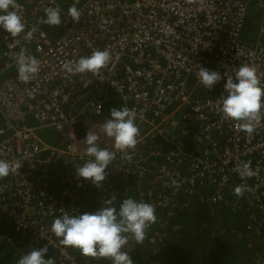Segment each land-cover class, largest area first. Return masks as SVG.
<instances>
[{"label":"built area","instance_id":"2783aa9c","mask_svg":"<svg viewBox=\"0 0 264 264\" xmlns=\"http://www.w3.org/2000/svg\"><path fill=\"white\" fill-rule=\"evenodd\" d=\"M15 3L24 32L12 37L0 28V160L21 167L0 178V264L45 245L60 251V264H94L60 245L50 231L64 212H91L94 194L101 202L115 196L118 203L129 197L150 203L160 227L178 208L201 204L218 214L225 209L227 218L244 222L246 231L234 227V233L262 242L254 264H264V119L252 133L243 131L241 121L217 110L225 79L208 90L197 77L200 66L224 77L248 63L264 86V0ZM71 6L82 13L78 22L67 15ZM50 7L62 11L58 27L42 22ZM253 9L259 21L255 41H249L243 34ZM106 48L111 60L99 75L64 69ZM21 53L39 61L28 83L18 79ZM121 107L135 113L139 128L137 144L127 152L115 150L102 132L110 110ZM89 130L100 137V147L116 152L100 187L76 176ZM50 131L56 143L46 139ZM244 164L252 176L241 177ZM118 178L126 182L123 193ZM132 179L143 186L134 187ZM237 186L244 189L240 196Z\"/></svg>","mask_w":264,"mask_h":264},{"label":"clouds","instance_id":"9594fccd","mask_svg":"<svg viewBox=\"0 0 264 264\" xmlns=\"http://www.w3.org/2000/svg\"><path fill=\"white\" fill-rule=\"evenodd\" d=\"M15 0H0V28L12 37L24 32L22 18L14 10ZM62 11L59 8H47L43 23L49 26H60ZM67 15L74 22H78L81 11L71 6ZM32 32L27 33L31 37ZM111 60L110 50L93 51L90 55L79 58L75 64H65L64 69L70 74L99 75ZM18 79L28 83L39 72V61L35 57H25L21 53L17 60ZM199 82L208 90L225 79L224 94L217 102V110L226 117L241 121L243 131L252 133L254 125L259 124L264 115V86L261 85L257 69L248 63L240 64L234 75L226 71L221 73L200 66L197 73ZM109 117L102 125L103 134L113 140L114 149L127 152L137 144L139 128L136 125L135 113L127 107L113 108ZM98 134L89 130L84 139L85 148L81 153L83 163L76 167L78 179L90 181L95 187H100L107 178V169L113 165L116 152L99 146ZM19 162L0 160V178H5L20 168ZM241 177L253 175L247 164L239 169ZM175 183V181L173 182ZM244 189L237 186L234 193L243 194ZM116 198L103 201L101 206L93 212H80L70 215L64 212L53 220L50 231L58 239L60 245L79 250L85 257L96 258L94 264H105L101 259H110L111 264H134L130 255L123 251L134 240L143 243L147 229L156 222L155 208L152 204L137 201L131 197L124 198L116 205ZM126 246V247H125ZM125 247V248H124ZM48 247L33 248L22 255L17 264H54L51 257H47ZM47 257V258H46ZM101 258V259H100Z\"/></svg>","mask_w":264,"mask_h":264},{"label":"trees","instance_id":"16d2710c","mask_svg":"<svg viewBox=\"0 0 264 264\" xmlns=\"http://www.w3.org/2000/svg\"><path fill=\"white\" fill-rule=\"evenodd\" d=\"M187 142L189 149H192L191 141L188 140ZM131 181L134 182V187H137L139 185L143 186V182H140L138 179H132ZM144 187L146 188V186ZM131 192H132V197L134 196L136 197L135 190H131ZM123 199L124 198H122V200ZM197 201L199 200L197 199ZM93 203H95V206L91 212L99 208L102 202L98 199H94ZM114 203H116V205L118 206V201ZM188 208L189 207L185 208L186 210L184 209L179 210V208L176 209L177 212L184 211L186 214L183 217L182 216L178 217L176 212H173V214L170 217L171 221H169V223L166 226L160 227L158 226L159 224L154 223L151 226V228L148 229L150 232H154L158 228H161L162 230L161 236L163 241L164 239H166V237H171L174 234H176L179 231L178 227L182 229V226H186V231L182 230V238L179 239V242L182 244L181 248L183 247L186 248L188 246V250H186L187 252L186 255L181 253L176 254L175 252L174 253L171 252L170 247L172 244L170 245L166 244V247L163 248L160 242L158 243L153 242V245L162 253L165 252V249H169L168 255L170 257L167 256L163 258L167 263L169 262V264H247L245 263L246 259L243 258V255L246 251L247 246L251 244H248L249 241L243 242L241 237H239L236 233L232 231V229L234 227H237V225L243 228V231H246V229H244L245 225L243 224L244 223L243 220H241L237 216L232 217L233 222L236 225L230 226V230H227L226 236L215 237L219 235L221 231L211 232V230L209 229V225L211 224V222L217 220L219 216H224L225 220L227 221L229 219L227 218V216H230V213H228V211L225 209L220 210L219 214L214 213L212 209L201 204H196L194 206H191L189 209ZM187 221L190 222L186 223ZM150 236L152 237V234ZM155 238L158 239V236ZM147 241H148V236L146 234L143 243L137 244L134 240H129L127 247L123 249V251H126L130 255L134 264H146V263L149 264L150 262H152L146 259L144 257V254L139 249V247L141 246L148 245L146 243ZM175 244L176 242L174 240V246ZM257 244L258 242H256V245ZM47 247H48L47 257L53 258L54 264H60V259H59L60 251L54 246H47ZM237 253H239L241 256L238 255ZM254 253L255 251H253L252 255H254ZM80 257L87 258L82 255ZM90 259L92 261L96 260V258L95 259L90 258ZM243 259L244 262H241ZM101 260L105 261L104 262L105 264H111L110 259H101ZM3 261H4L3 264H15L14 261L17 263V261L14 260L12 257H6L5 260ZM9 261L11 263H9ZM247 261H251V264H254V256L253 258L247 259Z\"/></svg>","mask_w":264,"mask_h":264},{"label":"rangeland","instance_id":"374dc122","mask_svg":"<svg viewBox=\"0 0 264 264\" xmlns=\"http://www.w3.org/2000/svg\"><path fill=\"white\" fill-rule=\"evenodd\" d=\"M255 21H259V11H257L256 9H253L250 11L249 20H248V23H247L246 28L244 30L243 38H245V40L255 41V32H256V28H257V23H255ZM55 138H56L55 133H53L51 131L48 132V137L46 138L48 141H51L52 143H56L57 141L55 140ZM188 222H190V221H187L186 223H188ZM203 222H202V224H203ZM231 225H236L233 222V218L228 219L226 221V220L222 219L221 217H219L217 220L211 222V224L209 225V229L211 230V232L221 231L220 234L215 236V237L226 236V232H227V230H230ZM237 227H239V225H237ZM178 229H179V231L176 234H174L171 237H166V239H164L163 241H162L161 235L158 236V239H155V238H152L151 236H149L150 232L149 233L146 232V234L148 236V241L146 243L148 245L141 246V247H139V249L144 254V257L146 259H148L149 261H152L149 264H169V262L167 263L163 259L164 257H167V256L170 257L168 255L169 249H165V252L162 253L153 245V242L154 243L160 242L161 246L163 248L166 247V244L167 245L172 244L170 247L171 252H173V253L175 252L176 254L181 253V254L186 255V253H187L186 250H188V246L186 248H184V247L181 248L182 244L179 242V239L182 238V230L186 231V226H182V229L180 227H178ZM154 239H155V241H153ZM241 239L243 240V242L249 241L248 244H251V245L247 246L246 251L243 255V258L246 259L245 263L251 264V261H247V259L253 258V256H254V255H252L253 251H256L257 249L262 248V242L259 241L257 245L253 244V241L251 240L252 237L247 235L245 232L242 233ZM174 240L176 242L175 246H174ZM180 249H182V250H180ZM237 254L240 255L239 253H237ZM101 261H103V260H101ZM103 262H105V261H103ZM241 262H244V259ZM9 263H11V262L9 261ZM14 263L17 264L15 261H14ZM146 264H148V263H146Z\"/></svg>","mask_w":264,"mask_h":264},{"label":"crops","instance_id":"0c3cea01","mask_svg":"<svg viewBox=\"0 0 264 264\" xmlns=\"http://www.w3.org/2000/svg\"><path fill=\"white\" fill-rule=\"evenodd\" d=\"M117 181L118 182L116 183V186H117V188L120 189L121 193H123L124 189H126V182L123 181L121 178H118ZM129 195H132V193H129ZM94 199H98V200L102 201L103 198L100 196V194H98V195L94 194V195L90 196V199L88 202L91 204V209H93L95 206V203H93ZM176 214L178 217H180V216L183 217L186 213L184 211H178V212H176Z\"/></svg>","mask_w":264,"mask_h":264}]
</instances>
